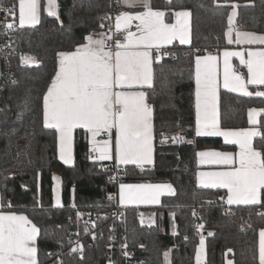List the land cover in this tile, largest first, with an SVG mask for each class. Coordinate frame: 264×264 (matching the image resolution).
I'll return each mask as SVG.
<instances>
[{"label": "trees", "instance_id": "trees-1", "mask_svg": "<svg viewBox=\"0 0 264 264\" xmlns=\"http://www.w3.org/2000/svg\"><path fill=\"white\" fill-rule=\"evenodd\" d=\"M151 2L158 9L191 11L192 43L186 46L175 42L169 46L174 55L162 57L164 71L155 73L154 91L149 98L154 107L155 163L143 170L127 165L124 175L116 180L170 181L175 195L165 196L155 207L163 212L161 223L157 220L142 224L137 207L124 208V220H117L113 216L114 204L107 199L116 190V180H110L111 173L103 168L113 162L91 159L86 130L77 129L75 163L64 164L58 157L56 137L42 126V96L54 75L57 52L71 50L87 34L104 30L99 27L100 17L107 13L113 18L114 10L121 12L125 7L117 0H59L57 20L47 15L45 0H41L40 23L17 32V47L38 63L26 68L15 65V83L10 79L1 83L0 191L5 204L10 202L15 211L28 215L41 228L39 264H55L57 257L46 255L51 253L60 254L64 264H164L166 251L170 252V264H195L199 245L196 224L204 225L200 235L206 239V264H226L227 256H232L235 264H258V231L264 228V216L258 213L264 212V207L229 206L219 199L224 190L197 186L195 153L230 146L220 138L195 137L194 74L196 54L229 46L225 33L232 3L239 5L242 28L264 32V0H227V4L226 0H216L220 7L213 0H172L171 5L166 0ZM195 49L200 52L195 53ZM251 107L264 109V98L221 90L222 126H249L247 113ZM260 122L264 123V113ZM161 132L169 138L182 133L184 142L176 144L169 139L161 144ZM260 140V136L255 140L257 147ZM54 172L62 178L63 203L58 207L54 205ZM77 212L82 214L79 218ZM86 226L88 232L84 231ZM45 232L49 235L45 236ZM208 232L214 235L208 236ZM77 240L84 246L83 260L78 254H69ZM123 244L127 245L124 250L130 253L128 257L122 255Z\"/></svg>", "mask_w": 264, "mask_h": 264}, {"label": "snow or ice", "instance_id": "snow-or-ice-1", "mask_svg": "<svg viewBox=\"0 0 264 264\" xmlns=\"http://www.w3.org/2000/svg\"><path fill=\"white\" fill-rule=\"evenodd\" d=\"M213 2L217 7L221 6L216 0ZM166 3L171 5L172 0H166ZM117 4L142 10L121 11L115 17L114 24L113 18L106 13L100 17L99 27L107 28L109 34L103 31L98 35L89 33L71 50L57 52L54 75L42 96V126L53 132L58 142L59 159L66 165L72 162L74 132L77 129L86 130L91 159L114 161L117 170L127 165H135L143 170L154 163L153 141L156 133L154 108L149 98L154 91L155 73L157 70L161 73L164 71L162 57L174 55L169 45L175 41L179 45L191 43V12L154 8L151 0H117ZM57 7V0H47V15L59 20ZM230 7L232 11L227 15L225 33L227 44L250 47L223 51L222 85L220 57L211 53L195 55L193 131L195 137H222L225 145H235L238 151L196 152L198 165L216 169L198 171L197 186L226 190L219 199L229 206L264 207V135L260 131L264 123L257 120L264 109H248V124L251 127L233 129L222 126L219 107L221 86L230 93H239L244 97L264 98V91L249 90V86H264V34L237 29L235 19L239 5L232 3ZM18 8L20 28L40 23V0H19ZM6 11L9 15L14 14L12 8ZM105 20L108 21L107 25L103 22ZM133 22H136L135 31L131 30ZM0 27L4 29V35H8L16 25L5 20L0 22ZM234 57L246 69V77L233 66ZM21 62L38 63L35 57L26 55L21 56ZM154 65L158 68H154ZM176 126L179 127V124ZM101 135L106 138L97 139ZM258 136L261 137L259 147L254 144V138ZM169 139L179 144L184 142V135L177 133L169 138L160 133L161 144ZM52 179L58 178L53 176ZM115 179L110 177V180ZM165 194L175 195L171 184L119 182L118 203L121 206L159 204L161 196ZM114 198L108 197L109 200ZM60 203L57 196L56 204L59 206ZM81 215L77 212L78 218ZM258 215L264 216V212ZM92 227H95V222H92ZM194 227L199 235L195 264H205V237L200 235L204 225L196 224ZM84 231H89L87 226ZM41 232V228L28 215L18 213L10 202L5 204L0 198V264H39L37 244ZM44 235L49 234L45 232ZM207 235L214 234L208 232ZM92 238H96L95 233H92ZM126 248V244L121 245L122 255L128 257L130 253L124 250ZM77 253L83 260L84 246L79 241L69 250V254ZM46 255H55V264H64L59 258L60 254ZM163 255L164 264H170V252L166 251ZM258 264H264V228L258 231Z\"/></svg>", "mask_w": 264, "mask_h": 264}, {"label": "built area", "instance_id": "built-area-1", "mask_svg": "<svg viewBox=\"0 0 264 264\" xmlns=\"http://www.w3.org/2000/svg\"><path fill=\"white\" fill-rule=\"evenodd\" d=\"M18 5H19V0H0V22H4L5 20H7V22H11V23H14L16 25L15 30L9 32L8 35H4V29L2 27H0V61H1V65H2L0 87H1V83L5 79H10L11 81H13V78H14L13 72H14L15 65L22 67V68H26V67L32 65V64L21 62V56L22 55H26V56H31V55L28 52L21 50L17 47V32L20 29ZM9 8L13 9L14 14L9 15V13L6 11V9H9ZM119 13H120V11H118V10L113 11V24H114L115 17ZM104 23L106 25L108 24V22H104ZM239 24H240V22H239ZM103 31L106 34H109L107 28H105ZM117 38H120V37H117ZM194 52L196 53V49L194 50ZM210 52H213V49H208L206 51V53H210ZM242 75H245V73H242ZM105 138H106V136H103V135L98 137V139H105ZM103 168L105 171L111 173V177H116V179H118L121 175H124V173L126 171L125 166H120L119 170H117L114 167V162L104 165ZM118 187H119V182H118V180H116V190L110 192L107 195V199L109 196L115 197L114 199L110 200L114 204L113 216L117 220L123 221L125 218V210L123 207H121L118 204V199H117ZM77 241H79V240H77ZM75 244H74V246H75ZM80 244H81V242H80Z\"/></svg>", "mask_w": 264, "mask_h": 264}, {"label": "crops", "instance_id": "crops-1", "mask_svg": "<svg viewBox=\"0 0 264 264\" xmlns=\"http://www.w3.org/2000/svg\"><path fill=\"white\" fill-rule=\"evenodd\" d=\"M40 3H41V0H40ZM46 4H47V0H45V10H46ZM235 4H237V3H235ZM139 10H142V9H128V8H125L123 11H139ZM161 10H164V9H161ZM181 10H188V9H181ZM57 11H59V13H60V9L59 8L57 9ZM165 11H167V10H165ZM188 11H190V10H188ZM231 11H232V8H231L230 12ZM236 11H237V17L235 19V27L237 29H239L240 31H249V32H255L257 34H264V32H257V31H254V30H247V29L242 28L241 25L239 24V21H238L239 9L237 8ZM173 22H174V18H173ZM135 23L136 22H133V27L131 29L132 31H135ZM25 26H28V25H25ZM190 29H191V43H192V13H191V17H190ZM102 31L103 30H96V31L92 32V34L98 35ZM225 39H226V42H227V36L226 35H225ZM233 40H235V32L233 33ZM175 42H178V41H175ZM175 42H173V43H175ZM191 43L189 45H191ZM189 45H186V46H189ZM169 46H171V45H169ZM247 47H250V46H248V45H237V44L233 43V44L229 45L228 47H225V48H223V49H221L219 51L210 52L211 54L217 55V56L220 57V72H221L220 79H221V85H222V72H223V57H222L223 51L224 50H233V51L234 50H242V49L247 48ZM251 47H256V46H251ZM207 54H209V53H204V54H201V55H207ZM232 63H233V66L238 70V72L240 74L245 73V77H246V69L243 68V66H241L239 64V59L238 58H235V57L232 58ZM260 87L261 86H259V87L249 86V90L250 91H258V90L259 91H264V89H261ZM221 90H225V89L221 86V88L219 90V96H220ZM149 103H150V101H149ZM219 107H220V102H219ZM251 108L262 109V108H259V107H251ZM261 115L257 117V120L258 121H260ZM154 127H155V118H154ZM248 127H251V125H249L247 127H244V128H248ZM233 129H239V128H233ZM260 131H261V129H260ZM258 137H256V138H258ZM213 138H220L223 141V138L222 137H213ZM256 138H254V143H255ZM97 139H98V137H97ZM153 143H154L153 158H154V163H155V158H156V136H155V139H154ZM89 146H90V143H89ZM228 146H230V147L227 148V149L205 148V149H200L199 151H203V150H217V151H231V152L238 151L237 146H235V145H228ZM58 157H59V155H58ZM112 162H114V161H112ZM74 163H75V132H74V139H73V158H72L71 164H68V165L69 166H72V165H74ZM148 166H151V165H148ZM198 167H199L198 171L216 170L215 168L209 167V166H200V165H198ZM54 175H55V173H54ZM124 183H130V184H135V183H151V184L167 183V184H171L173 186V188L175 189L174 185L170 181H157V182H124ZM221 190H224V189H221ZM118 191H119V187H118ZM224 191H226V190H224ZM175 193H176V189H175ZM165 196H170V195L165 194V195L161 196L160 203L159 204H139V205H132V204H130V205H125V206H121V205L120 206L123 207V208H126V207H137L139 209V218H140V222L142 224H154L157 220H159V222L161 223L162 215H163L162 213L163 212H162V210H157L155 207L160 206V204L162 203V200H163V198ZM171 196H174V195H171ZM0 198H1V191H0ZM117 199L119 200V196H117ZM232 206H237V205H232ZM152 220H154L155 222L154 223H150V221H152ZM173 228H174V230H176V224L175 223L173 225ZM37 246H38V244H37ZM229 261H231L232 264H235L234 259H233L232 256H227V258H226V264H228ZM205 264H206V257H205Z\"/></svg>", "mask_w": 264, "mask_h": 264}, {"label": "rangeland", "instance_id": "rangeland-1", "mask_svg": "<svg viewBox=\"0 0 264 264\" xmlns=\"http://www.w3.org/2000/svg\"><path fill=\"white\" fill-rule=\"evenodd\" d=\"M57 5H58V7H57V9H58L59 8V0H57ZM57 13H58V16H60L59 11H57ZM40 14H41V12H40ZM54 173H55L54 176L58 178L57 180H54V189H53L54 205L58 207V205L56 204V197L57 196H59L60 202H61L59 206H61L63 203V199H62V178H61V175L59 172H54ZM162 217H163V215H162ZM160 230L163 231V227L161 225H160ZM205 253H206V239H205ZM205 257H206V255H205Z\"/></svg>", "mask_w": 264, "mask_h": 264}, {"label": "water", "instance_id": "water-1", "mask_svg": "<svg viewBox=\"0 0 264 264\" xmlns=\"http://www.w3.org/2000/svg\"><path fill=\"white\" fill-rule=\"evenodd\" d=\"M1 74H2V65H1V61H0V81H1Z\"/></svg>", "mask_w": 264, "mask_h": 264}]
</instances>
